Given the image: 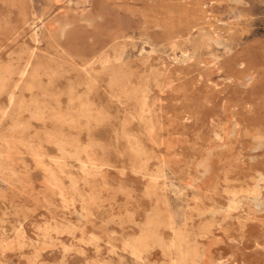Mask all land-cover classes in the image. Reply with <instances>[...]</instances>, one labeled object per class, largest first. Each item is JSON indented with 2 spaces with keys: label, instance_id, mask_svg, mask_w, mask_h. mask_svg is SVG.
Returning a JSON list of instances; mask_svg holds the SVG:
<instances>
[{
  "label": "rangeland",
  "instance_id": "374dc122",
  "mask_svg": "<svg viewBox=\"0 0 264 264\" xmlns=\"http://www.w3.org/2000/svg\"><path fill=\"white\" fill-rule=\"evenodd\" d=\"M0 264H264V0H0Z\"/></svg>",
  "mask_w": 264,
  "mask_h": 264
},
{
  "label": "bare ground",
  "instance_id": "6f19581e",
  "mask_svg": "<svg viewBox=\"0 0 264 264\" xmlns=\"http://www.w3.org/2000/svg\"><path fill=\"white\" fill-rule=\"evenodd\" d=\"M25 58V57H24Z\"/></svg>",
  "mask_w": 264,
  "mask_h": 264
}]
</instances>
